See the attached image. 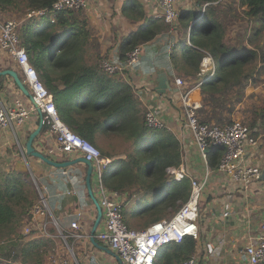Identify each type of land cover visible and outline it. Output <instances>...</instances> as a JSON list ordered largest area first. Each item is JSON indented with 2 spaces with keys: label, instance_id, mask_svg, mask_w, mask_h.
Returning <instances> with one entry per match:
<instances>
[{
  "label": "trees",
  "instance_id": "1",
  "mask_svg": "<svg viewBox=\"0 0 264 264\" xmlns=\"http://www.w3.org/2000/svg\"><path fill=\"white\" fill-rule=\"evenodd\" d=\"M55 1L0 0V14L21 11L26 17L29 11H46L41 16L23 18L19 27L21 45L40 80L52 93L60 120L71 132L94 145L99 135L130 140L131 146L124 156L99 149L111 160L101 173L103 187L126 193L127 200H135L136 194L139 195L137 204L132 203L129 209L123 204V220L139 217L135 228L140 230L171 217L187 201L190 193L187 177L175 181L166 173L167 167L181 163L179 141L165 128L145 126V110L136 107L137 101L129 83L119 74L108 75L100 68L99 44L97 40L88 43L91 30L81 18L80 10L53 14L51 7ZM190 1L194 9L178 15L183 37L172 47L170 57L174 68L189 84L204 79L199 70L205 53L214 60V73L201 84L203 101L198 110L199 122L225 126L234 121L240 111L241 122L252 130L255 137L264 140V101L260 108L252 107L249 111L250 107L244 110L241 106L247 97V87L254 83L253 77L264 75V43L259 45L264 32V0ZM205 3L211 4L201 15L199 9ZM137 7L138 3L128 0L124 10L132 11ZM238 8L255 25L245 28L247 40L239 39L230 44L225 40L226 27ZM191 14H195L194 19L198 20L196 24L183 21ZM170 28L160 19L148 18L118 44L114 61H124L126 52ZM187 30L189 42H186ZM177 47L180 50L178 56ZM87 49L92 51V61L85 60ZM255 62L257 65L253 68ZM64 68L70 70L60 71ZM248 113L249 116H243ZM222 150L220 147L208 148L210 169L217 168ZM31 177L28 170H0V230L9 237L0 241V263L37 264L43 258L42 252L51 248L49 236L32 241L29 237L36 230L33 229L30 236L22 234L39 200ZM38 188L43 191L40 186ZM149 194L158 201L155 205H150L146 199ZM210 201L211 197L206 202ZM47 220H50L49 216ZM50 232L55 234V230ZM194 245L195 239L191 237H185L181 243L166 244L160 248L158 256L165 255L169 260L162 263L158 260L155 264H171L173 261L180 264L193 256Z\"/></svg>",
  "mask_w": 264,
  "mask_h": 264
},
{
  "label": "crops",
  "instance_id": "2",
  "mask_svg": "<svg viewBox=\"0 0 264 264\" xmlns=\"http://www.w3.org/2000/svg\"><path fill=\"white\" fill-rule=\"evenodd\" d=\"M127 1L88 0L87 7L80 10L81 18L86 21L87 27L91 30L88 43L97 40L99 50L102 51L100 55L102 58L110 57L115 60L116 49L122 39L148 18L153 17L155 0H134L139 4L140 9L137 7L132 11H125L124 6ZM188 1H179L177 9L181 11L180 14L194 9L192 2ZM183 21L186 22V20ZM182 31V24L176 21L173 29L170 28L165 33L157 34L154 39L142 45L139 62L128 69L124 76H120L131 86L133 97L137 101L136 107L141 111L142 108L145 111L147 109L155 111L167 124L170 128L168 131L172 132L179 141L181 160L185 168L192 176L201 179L205 167L189 133L181 123L179 103L175 99L171 100L172 76L178 71L174 68L170 55L172 47L182 36ZM179 51L177 47V56ZM92 57V51L87 49L85 60L92 61ZM4 69L15 70L21 78V71L16 62L5 52L0 51V70ZM68 70L70 69L64 68L60 71ZM160 76H165L169 80V86L164 93L159 92L157 88ZM0 98L7 106L14 105L17 99L25 105L30 102V99L20 91L9 76L0 79ZM39 121L40 113L36 110L30 112L21 124L13 123L11 127L0 130V170H28L41 184L51 215L57 222V227L49 223L46 229V233L52 240L49 247L53 251L60 254L64 250L58 238L60 232L68 237L69 241L65 243L69 254L74 255L77 264H123L103 242L96 238L93 243L88 237L91 235L97 214L92 197L97 201L99 197L98 178L94 167L89 181L90 193L85 181L87 172L85 164L77 162L66 167H55L25 153L26 141L38 127ZM97 138L102 145L99 146L100 148L97 146L100 150L124 156L125 143L122 147L118 145V139H123L122 137L99 135ZM105 140L116 146L112 148V145H106ZM33 147L57 163L82 157L76 152L66 154L58 151L54 134L49 131L48 127L43 128L42 126L33 141ZM250 151L251 161L262 169L263 176L259 183L247 187L235 186L215 171L207 179L202 196L205 201L211 197L208 203L209 210L214 221L220 223L217 225L221 230L219 233L216 231L203 233V227L200 225L202 231L197 253L199 256H194L197 264H241L240 252L247 239L257 235L264 226V140L259 137L258 147ZM126 196V193L122 194L123 204L128 209L132 203L137 204L138 194L135 200H127ZM151 198H153L151 194L146 196L149 201ZM226 208L229 209L231 216L221 219L220 214ZM33 219L36 220H32L33 225L42 220L36 217ZM138 219L139 217L131 218L135 223ZM75 220H78L80 225L77 230L70 226ZM101 227L100 221L94 232L95 237ZM33 229L36 233L29 237L32 241L42 237L40 230L36 227ZM51 230H55V234L51 233ZM74 234H80L81 237L75 238ZM46 254L44 250L42 256ZM39 263L43 264L41 261ZM171 264H179V262L173 261Z\"/></svg>",
  "mask_w": 264,
  "mask_h": 264
},
{
  "label": "built area",
  "instance_id": "3",
  "mask_svg": "<svg viewBox=\"0 0 264 264\" xmlns=\"http://www.w3.org/2000/svg\"><path fill=\"white\" fill-rule=\"evenodd\" d=\"M181 0H155L153 18L162 20L171 29L175 27L178 18V3ZM219 1V0H218ZM216 1V2H218ZM212 2V3H216ZM211 3H205L199 9L203 15L206 7ZM88 5V0H56L51 13L63 10H82ZM46 11H29L27 18L44 15ZM20 22L5 20L0 17V51L9 55L19 66L21 79L32 95L33 102L23 104L19 99L14 105L7 106L0 98V130L11 127L13 123L21 124L32 111L38 110L42 126L48 127L54 134L58 151L71 154L79 153L86 160L91 161L98 178L99 197L98 203L102 210L101 230L96 233L99 241L111 249L123 264H155L161 247L170 243H181L185 237L199 239L201 235L199 224V201L203 195L207 179L213 171L221 174L235 186H250L261 181L263 173L260 166L251 161V151L258 147V138L253 135L249 127L241 121L234 120L225 126L201 123L198 120V110L202 107L201 84L214 73L215 63L211 55L205 53L200 60L199 75L203 80L197 83L186 84L185 80L176 74L172 76L171 100H177L181 109V123L189 133L194 147L198 151L199 158L204 165V174L198 179L187 171L182 160L178 166L166 168V173L175 181L188 178L190 181V193L188 199L169 218L151 223L144 229L130 228L123 220L122 194L109 191L103 187L101 173L111 160L104 157L97 146L71 132L60 120L57 113L54 97L40 80L36 69L29 61L25 48L21 45L19 34ZM189 42V30H187ZM142 55V46H136L126 52L122 62H115L110 57L100 60V68L108 75L124 73L139 62ZM145 126L149 128L170 130L162 118L153 110L147 109L144 113ZM222 148V155L215 170L208 166L210 152L209 147ZM31 223L22 229V234L31 235L33 228H37L42 236L46 233L47 225L52 223L57 227V222L51 215L45 195L39 190V200L31 211ZM49 216L50 220H47ZM231 216L229 209H224L221 219ZM33 217L42 219L33 225ZM36 221V220H34ZM72 229H79L78 220L70 224ZM58 235L66 241L68 237L62 233ZM73 237L80 238V234ZM91 238V235L88 236ZM241 264H264V226L260 232L247 239L240 252ZM57 264H77L74 255L61 258ZM180 264H197V259L192 256L180 262Z\"/></svg>",
  "mask_w": 264,
  "mask_h": 264
},
{
  "label": "rangeland",
  "instance_id": "4",
  "mask_svg": "<svg viewBox=\"0 0 264 264\" xmlns=\"http://www.w3.org/2000/svg\"><path fill=\"white\" fill-rule=\"evenodd\" d=\"M186 2H189V1L186 0ZM177 10H178V15H180L181 11L179 10V8ZM22 14L23 13L21 11H14L13 13H8L6 15L0 14V17L2 19H5V20H16V21H19L20 24H21L23 22V18H26V17H23ZM194 16H195V14H191V16L189 15L185 20L187 22L188 21L191 22V21H193ZM254 25L255 24L251 21V19H248L243 14L242 10L240 8H238L236 10V12H234L231 15V22H229L227 24L226 36H225L226 37L225 38L226 42H228L230 44H234V43H237L239 41V39L247 40L248 36H247V34H245V28H251ZM186 42H188L187 38H186ZM263 43H264V32L261 33L260 40H259V45H262ZM98 52H99L100 55L102 54V51H100L99 49H98ZM49 54H50V51L48 53V56H49ZM101 59H102V57H101ZM253 65H254L253 68H255L257 63L255 62ZM176 75H178L179 77L184 79L182 77V75L179 74L178 72H177ZM252 81L254 83L256 81V83L255 84L253 83V84H251V85H249L247 87V89H246L247 97L245 98V101L241 105L244 108V110L247 109L248 107H250V108H248V111L252 107L253 108H260L261 104L264 101V75H255L253 77ZM26 105H28V104H26ZM243 116H245V117L249 116V113L245 114ZM234 120L243 121L242 120V114H241L240 111H238V113L235 115ZM260 138L262 139V137H260ZM98 140H99V138H96V141H95L96 146H98V147L102 146L98 142ZM118 143H119L118 145L120 147H122L124 145L123 143H125V150H128L130 148V146H131L130 140H128V139L125 140V139H120L119 138L118 139ZM105 144L108 145V146L112 145V148H114L116 146V144L113 146V144L111 142H107V141H106ZM31 178H33L34 188H35V190L37 191V193L39 195V188L38 187L40 186V188H41V184L33 176ZM249 184L251 186V183H249ZM41 192L44 194V191H41ZM150 202L152 203L151 205H155L158 201H156L155 197H153V198L150 199ZM36 203H37V201H36ZM198 214H199V223H200L201 227H203V230H204V231L201 230L203 233H205V231H211V232L216 231L217 233L220 232L221 229H220L219 225H217V224H220V223L214 221L213 217L211 216V212L209 210L208 203H206V201H205V199H204V197L202 195H201V198H200V201H199ZM124 222L129 227L137 230V228H135L136 225H137V222L135 223V221H132L131 219H129L128 221L124 220ZM8 238H9L8 235L5 234L4 231L0 230V241L7 240ZM58 238H59L60 242L62 243V247L64 249L62 251V253L57 254L55 251L52 250V248H47L46 249V253L47 254L41 259V263H43V264H57L58 261L61 258L69 257V252H68L69 250H68V247H67V245L65 243V242H67V239H66V241H64V238L60 237L59 235H58ZM200 239H195L194 251L192 252L193 256H199L197 253H198V250H199L198 246H199V243H200ZM68 241H69V239H68ZM158 260L162 263L164 261L169 260V258L167 256H165V255H160L157 258V261ZM0 264H5V263L1 262Z\"/></svg>",
  "mask_w": 264,
  "mask_h": 264
},
{
  "label": "water",
  "instance_id": "5",
  "mask_svg": "<svg viewBox=\"0 0 264 264\" xmlns=\"http://www.w3.org/2000/svg\"><path fill=\"white\" fill-rule=\"evenodd\" d=\"M197 22H198V20L193 19V23L196 24ZM6 76L11 77L13 79L14 83L20 89V91L26 97H28L31 102H33L32 95L30 94V92L28 91V89L24 85L22 79L20 78L19 74L15 70H12V69L0 70V77H6ZM158 80H159V86L157 88L160 90L159 92L164 93L166 88L169 86V80L165 76H160ZM41 129H42V122H41V118H40L38 127L29 135V137H28V139L26 141L25 153L27 155L36 157V158L40 159L41 161H43L45 163H48V164H50L52 166H55V167H66V166L75 164L77 162H81V163L85 164L86 167H87L85 181H86L87 189L91 193V191H90V182H89L90 181V176H91V173H92V169H93V164L91 163V161L86 160L84 157H79V158H77V159H75L73 161H65V162H62V163H57V162L49 159L48 157H46L40 151H36L34 149V147H33V141L37 137V135L39 134ZM92 199L94 201V205L96 207V212H97L96 218H95V221H94V225H93V229H92V232H91V241L93 243H95L94 232L96 230V227L99 225V223L101 221L102 210H101V208L99 206L98 201L96 199H94L93 197H92Z\"/></svg>",
  "mask_w": 264,
  "mask_h": 264
}]
</instances>
